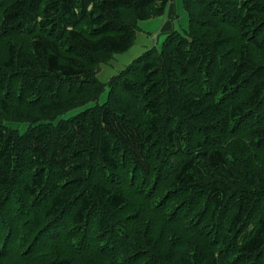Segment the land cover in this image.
I'll list each match as a JSON object with an SVG mask.
<instances>
[{"label": "trees", "instance_id": "16d2710c", "mask_svg": "<svg viewBox=\"0 0 264 264\" xmlns=\"http://www.w3.org/2000/svg\"><path fill=\"white\" fill-rule=\"evenodd\" d=\"M183 1L100 105L171 0H0V264H264V0Z\"/></svg>", "mask_w": 264, "mask_h": 264}, {"label": "rangeland", "instance_id": "374dc122", "mask_svg": "<svg viewBox=\"0 0 264 264\" xmlns=\"http://www.w3.org/2000/svg\"><path fill=\"white\" fill-rule=\"evenodd\" d=\"M172 13L174 17L172 15L171 18ZM189 24V16L183 0H171L164 16L139 22L137 37L133 45L124 53L115 54L110 63L102 65L98 73V80L106 85V89L97 103L102 105L108 100L110 93L108 85L115 76L119 75L147 50L153 48L157 51L162 50L166 39V32H163V29L171 25L176 30L185 32L188 30ZM89 106H94V104H90L87 107ZM78 111H71L67 116L73 115ZM19 128L22 132H25L27 124H19Z\"/></svg>", "mask_w": 264, "mask_h": 264}, {"label": "crops", "instance_id": "0c3cea01", "mask_svg": "<svg viewBox=\"0 0 264 264\" xmlns=\"http://www.w3.org/2000/svg\"><path fill=\"white\" fill-rule=\"evenodd\" d=\"M172 8V7H171ZM172 15H173V17H174V14L172 13L171 14V18H172ZM173 29H175L173 26H171V25H169V26H167L165 29H163V32H166V34L167 33H169L170 31H172Z\"/></svg>", "mask_w": 264, "mask_h": 264}]
</instances>
